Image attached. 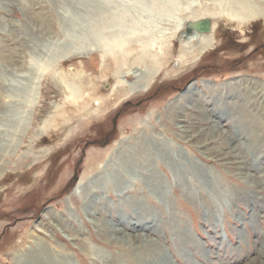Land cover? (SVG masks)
<instances>
[{"label": "rangeland", "instance_id": "1", "mask_svg": "<svg viewBox=\"0 0 264 264\" xmlns=\"http://www.w3.org/2000/svg\"><path fill=\"white\" fill-rule=\"evenodd\" d=\"M255 9L264 0H0V264L42 250L55 264H264V15L229 17ZM195 31L214 43L183 66ZM145 46L165 64L121 97ZM148 141L157 162L117 175Z\"/></svg>", "mask_w": 264, "mask_h": 264}, {"label": "bare ground", "instance_id": "2", "mask_svg": "<svg viewBox=\"0 0 264 264\" xmlns=\"http://www.w3.org/2000/svg\"><path fill=\"white\" fill-rule=\"evenodd\" d=\"M232 3V2H231ZM235 4V3H234ZM232 7V6H231ZM244 8V7H243ZM257 8V7H256ZM233 9V8H232ZM238 10V9H237ZM151 11V10H150ZM233 10H231L232 12ZM244 11V10H243ZM251 12H249L250 14L248 15V13L244 12V14H239L237 13V11H234L236 13H229V17L231 18H235L241 22H245L247 20H250V19H253L257 16H260V15H264L259 9H255V10H250ZM239 12V10H238ZM226 12H224L225 14ZM219 15V13H218ZM217 15V16H218ZM150 17V16H149ZM152 17V16H151ZM223 17V16H221ZM119 19V18H118ZM121 19V18H120ZM145 19V18H144ZM215 19V18H214ZM259 19V18H258ZM122 20V19H121ZM193 20V19H192ZM195 20V19H194ZM197 20V19H196ZM231 20V19H230ZM191 21V20H189ZM234 21V20H233ZM214 22V21H213ZM180 25V24H179ZM178 25V26H179ZM177 26V27H178ZM201 27V26H200ZM206 23L202 24V28H206ZM110 28V27H109ZM197 30V29H196ZM130 32V31H129ZM150 32V31H149ZM197 31H195L194 34H190L191 36L188 38V43L187 44H183L184 45V48L182 49L181 51V54L178 56V59L180 60V63L181 65L185 66L187 65L189 62H191V59L195 60V59H199L201 57V55L203 53H205L207 51V49L213 45L214 41L213 39L210 37V35L206 36L205 34H200V33H196ZM121 33V32H119ZM135 33V32H134ZM142 33V32H140ZM128 34V33H127ZM131 34V33H130ZM122 35V34H121ZM129 35V34H128ZM135 35V34H134ZM133 35V36H134ZM141 35V34H140ZM94 38V37H93ZM117 38V37H116ZM126 38V37H125ZM136 38V37H135ZM194 40H197V46H196V52L191 56L192 58H189V50H193V49H189V45L192 44V42ZM130 41H131V38H130ZM139 41V39L137 40ZM162 42V40H161ZM160 44V43H159ZM155 45V43H154ZM163 45V44H162ZM161 44L159 45V47L162 49V46ZM193 45V44H192ZM150 46V45H149ZM127 47V46H126ZM152 47V46H151ZM132 50V49H131ZM110 50H107L105 51V54H101L102 56V61L105 60L106 58V55L107 53L109 52ZM127 51V50H126ZM124 51L122 53V55H117L115 53H112V59L115 61L114 63H116V66H117V69L122 65V63H126L128 62L129 60H131L132 58H130V55H131V52H126ZM113 52V51H112ZM88 53V52H87ZM111 52H109L110 54ZM197 53V54H196ZM134 55V53H133ZM121 56V57H120ZM164 56H165V52H163V50L160 52H152L150 51V48L149 47H144L142 52L140 54H138L137 57H135V59L132 60L133 63H138V64H142L145 66V69L143 71H140V69H136V70H132L131 73H135V76H137L139 78V82L140 85L137 86V84H133V83H130L128 82V80L126 79H123L122 80V83H124L125 85H128L130 86L129 88V91H126L123 96L121 97H126L128 96L132 91L134 92L135 90H137L138 88H145L147 89L149 87V85H151L153 82H154V78L156 76V73L159 71V66H162L164 65ZM172 59V58H171ZM105 62V61H104ZM114 69V68H113ZM116 69V70H117ZM126 69V68H125ZM117 71H115V74H116ZM172 73V71H171ZM114 74V75H115ZM118 74V73H117ZM107 76V75H106ZM55 77V76H54ZM63 78V77H62ZM120 79V77H118ZM58 80V78H56ZM61 80V79H59ZM136 82V81H135ZM137 83V82H136ZM60 84V82H59ZM63 84V83H62ZM204 84H208L206 81L204 82ZM65 85V84H64ZM63 85V86H64ZM119 85V84H118ZM205 86V85H204ZM67 87V90H69V94L70 95H76L77 94V88L74 86V84H70ZM95 87V86H94ZM199 92L196 88V83H191L189 85V87L184 90L182 92V94L178 97V99L182 100V97L184 98H188L190 94H193V93H197ZM91 93V92H90ZM68 94V93H67ZM78 95V94H77ZM90 95V94H89ZM118 96V95H117ZM194 96V95H193ZM120 97V98H121ZM67 98V97H66ZM118 98V97H117ZM81 99V98H80ZM95 100V98H94ZM118 100V99H117ZM76 101V100H75ZM74 101V103H75ZM96 101V100H95ZM97 102V101H96ZM119 102V101H118ZM95 103V102H94ZM98 104L99 106L98 107H101V102H98L96 103ZM95 104V105H96ZM117 104V103H116ZM78 107L82 108L83 106L86 108L87 104H78L77 105ZM76 106V107H77ZM63 109V108H62ZM78 109V108H77ZM88 109V108H87ZM95 110V109H93ZM97 110H100L99 108ZM60 111V110H59ZM84 111V110H83ZM92 111V110H91ZM96 111V110H95ZM106 111V110H105ZM60 113V112H59ZM83 113V112H82ZM208 114V113H207ZM61 116V115H60ZM63 116V115H62ZM69 116V115H68ZM67 116V117H68ZM180 116V115H179ZM204 116V115H203ZM207 117V116H206ZM71 118V117H69ZM63 119V118H62ZM211 119V118H210ZM70 120V119H69ZM208 120V119H207ZM51 121V120H50ZM63 122V120H62ZM71 122V121H70ZM66 123V122H65ZM58 124V123H57ZM56 127V125H54ZM50 129V127H49ZM220 126L218 125V123H214L212 125V130H211V135H212V138H216L217 135H216V132L217 130H220ZM223 131V130H222ZM224 133V132H223ZM169 142L172 143V140H168ZM202 143V142H201ZM151 143H148L146 144L147 147H144L143 149H141L140 151H134V153L132 152H125L126 156L129 157L130 159V162L126 163V161L121 164V165H118L117 167L114 168V172L117 174V175H125L126 173L130 174L132 173V171L134 169L136 170H139V167L142 166L141 164L145 163L146 160L148 161H151V160H155L157 162L158 158L156 155L153 154L152 150H151ZM232 148V147H231ZM135 149V148H134ZM123 151V150H122ZM121 154V153H120ZM139 156L141 158H139ZM102 154H94L91 156V158L89 159V167H91V170L93 169H97L99 167V165L101 164L100 162L102 161ZM150 158H152L151 160H149ZM106 161V160H105ZM119 164V162H118ZM92 165V166H91ZM144 165V164H143ZM107 166V165H106ZM151 167V164L150 166ZM103 169V168H102ZM151 170V168L149 169ZM90 172V170L88 171ZM111 178V177H109ZM85 175L81 178V180L79 181L78 185L75 187L74 191H73V194L74 196H76V194L80 193L81 192V188L83 187V185L85 183H87V181H85ZM152 184V183H151ZM106 187L110 186L108 184L105 185ZM120 187V186H119ZM156 186L155 185H151L150 188L152 191H155L156 193V190L155 188ZM90 206H93V207H90ZM87 207L88 208H91V210L93 211L94 214H96L98 211H99V208L96 206V205H93V204H90L87 202ZM90 212V211H88ZM99 213V212H98ZM47 217L49 216V212L46 213ZM49 218V217H48ZM40 221V220H39ZM40 223V222H39ZM101 224L102 226L105 228L104 230V234L106 235L107 239H111L112 238V232H110V226H109V221L105 220V219H102L101 220ZM111 229H113L111 227ZM118 232V231H117ZM129 235V234H128ZM137 236V235H136ZM138 238V237H137ZM153 244L160 250L159 252H163L164 249L160 247V245H158L157 242H155L154 240H152ZM44 250H42V255H37V254H33V255H21L19 254V256L17 255V257H15L13 259V264H55L53 262V259L50 257V255L48 254V251L45 250V253H43ZM158 253L159 255H161V257H163V253ZM160 257V256H159ZM144 263V262H143Z\"/></svg>", "mask_w": 264, "mask_h": 264}, {"label": "water", "instance_id": "3", "mask_svg": "<svg viewBox=\"0 0 264 264\" xmlns=\"http://www.w3.org/2000/svg\"><path fill=\"white\" fill-rule=\"evenodd\" d=\"M205 23V22H204ZM204 23H195L194 24V28H196L197 30H199V29H204V28H202V24H204ZM201 26V27H200ZM206 28H205V31H207V30H209V28H208V24L206 23Z\"/></svg>", "mask_w": 264, "mask_h": 264}, {"label": "flooded vegetation", "instance_id": "4", "mask_svg": "<svg viewBox=\"0 0 264 264\" xmlns=\"http://www.w3.org/2000/svg\"><path fill=\"white\" fill-rule=\"evenodd\" d=\"M261 49H263V51H264V46H262V48Z\"/></svg>", "mask_w": 264, "mask_h": 264}]
</instances>
